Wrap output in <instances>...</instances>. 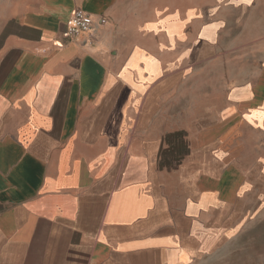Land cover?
I'll list each match as a JSON object with an SVG mask.
<instances>
[{
	"label": "crops",
	"instance_id": "1",
	"mask_svg": "<svg viewBox=\"0 0 264 264\" xmlns=\"http://www.w3.org/2000/svg\"><path fill=\"white\" fill-rule=\"evenodd\" d=\"M246 140L264 0H0V264H264Z\"/></svg>",
	"mask_w": 264,
	"mask_h": 264
},
{
	"label": "built area",
	"instance_id": "2",
	"mask_svg": "<svg viewBox=\"0 0 264 264\" xmlns=\"http://www.w3.org/2000/svg\"><path fill=\"white\" fill-rule=\"evenodd\" d=\"M93 21L89 14L80 8L73 9L68 24L66 26V34L70 40H76L82 35L91 38Z\"/></svg>",
	"mask_w": 264,
	"mask_h": 264
},
{
	"label": "rangeland",
	"instance_id": "3",
	"mask_svg": "<svg viewBox=\"0 0 264 264\" xmlns=\"http://www.w3.org/2000/svg\"><path fill=\"white\" fill-rule=\"evenodd\" d=\"M243 145L244 147L247 148V150H245L244 158H248V160L249 158H256V154L257 155L264 154V141H262L258 145L259 149L262 150V151L258 150V152L256 151L253 152L252 147H254V144L249 140L243 141ZM263 173L264 172H262V175L259 172L255 173L256 178L253 179L252 182L254 183V185H257V187L256 188L252 187L251 190H248L250 195H253V194L264 195V174Z\"/></svg>",
	"mask_w": 264,
	"mask_h": 264
}]
</instances>
